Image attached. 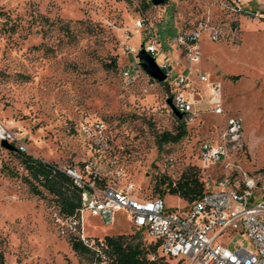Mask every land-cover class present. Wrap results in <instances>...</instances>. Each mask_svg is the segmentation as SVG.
I'll return each mask as SVG.
<instances>
[{"label": "rangeland", "instance_id": "374dc122", "mask_svg": "<svg viewBox=\"0 0 264 264\" xmlns=\"http://www.w3.org/2000/svg\"><path fill=\"white\" fill-rule=\"evenodd\" d=\"M263 4L264 0H0V120L18 131L26 153L60 167L88 163L102 183L140 198L160 194L167 208L183 207L186 200L157 181L165 175L176 179L193 164L204 187L216 185L225 166H205L197 153L202 140L216 138L214 122L223 118L199 114L185 122L186 133L179 140L158 147L159 132L174 130L177 123L165 104L168 81L160 82L146 71L129 81L122 68L136 60L142 66L136 52L151 40L169 57L172 77L183 66L173 59L180 49L170 39L181 30L213 25L220 30L219 38L211 40L207 30L202 32L201 60L194 67L220 79L227 112L242 117L241 146L230 152L227 162L264 172ZM139 19L142 28L136 25ZM232 74L239 77L233 80ZM96 118L107 125L102 143L77 127L81 120ZM15 151L0 144L5 264H91L89 254L76 253L58 229L51 194L28 190L21 178L26 169ZM115 216L113 223L105 224L85 213L84 231L96 236L124 233L149 242L145 232L130 224L126 208Z\"/></svg>", "mask_w": 264, "mask_h": 264}, {"label": "built area", "instance_id": "2783aa9c", "mask_svg": "<svg viewBox=\"0 0 264 264\" xmlns=\"http://www.w3.org/2000/svg\"><path fill=\"white\" fill-rule=\"evenodd\" d=\"M136 25L142 28L140 19ZM204 30L209 39L219 38L220 30L216 26L200 24L178 31L170 39L180 49L173 59L183 66L172 77L171 61L156 41L145 42L143 48L166 73L172 105L165 103L168 111L173 115V108L181 112L179 118L184 122L199 114L222 116V122H214L216 138L202 140L197 156L205 166L220 163L225 168L216 185L206 183L190 205L167 208L162 196L135 197L127 190L101 183L99 172L88 163L60 167L81 189L80 207L77 213L69 215L57 211L54 218L60 232L76 236L88 247L91 264L113 262L104 236L84 231V214L111 224L115 212L123 207L128 210L131 225L158 241L160 251L181 264H264V172H249L239 164L227 162L230 152L241 146L243 122L240 115L227 112L221 81L210 72L194 67L201 60L199 40ZM141 71L146 73L136 60L122 68V75L131 81ZM148 84L153 85V81ZM77 127L94 142L104 141L107 125L103 119L81 120ZM2 139L25 150L18 131L0 120ZM235 236L239 237L234 239Z\"/></svg>", "mask_w": 264, "mask_h": 264}, {"label": "trees", "instance_id": "16d2710c", "mask_svg": "<svg viewBox=\"0 0 264 264\" xmlns=\"http://www.w3.org/2000/svg\"><path fill=\"white\" fill-rule=\"evenodd\" d=\"M149 4L147 2L143 6L146 7ZM238 77L239 74L231 75L233 80ZM176 120L174 130L159 132L158 147L168 141H177L186 133L184 120L179 117H176ZM15 150L16 156L26 169V174L21 176L22 181L26 183L31 193L42 195L43 189L46 190L53 197L57 211L61 214L69 215L79 211L81 189L56 162L33 156L17 148ZM157 182L165 183L168 193L184 198L187 206L201 194L204 188L203 181L197 175V167L193 164L187 165L176 179L165 175ZM132 237L124 233L104 235L113 264H168L167 260H174L160 251L158 241L149 239L147 244H143L141 238L133 239ZM67 238L76 253L90 256L88 247L79 238L74 235H68ZM4 245L5 238L0 234V264H5ZM173 264L181 263L179 260H174Z\"/></svg>", "mask_w": 264, "mask_h": 264}, {"label": "water", "instance_id": "95a60500", "mask_svg": "<svg viewBox=\"0 0 264 264\" xmlns=\"http://www.w3.org/2000/svg\"><path fill=\"white\" fill-rule=\"evenodd\" d=\"M152 3L157 4V3H162L164 0H151ZM136 56L140 60L144 70L153 78H155L158 81L164 80L166 77V73L164 70L159 66L157 63L155 57L147 52L143 47L139 48L136 52ZM166 102L171 105V97L166 98ZM173 108V107H172ZM173 112L178 116L181 117L182 113L179 112L178 110L173 108ZM1 146L7 148V149H16V147L9 143L7 140L2 139L0 141Z\"/></svg>", "mask_w": 264, "mask_h": 264}, {"label": "crops", "instance_id": "0c3cea01", "mask_svg": "<svg viewBox=\"0 0 264 264\" xmlns=\"http://www.w3.org/2000/svg\"><path fill=\"white\" fill-rule=\"evenodd\" d=\"M176 55H178V53L176 54ZM211 74V73H210ZM211 76L214 78V79H218V80H220L219 78H215L214 76H213V74H211ZM222 83V82H221ZM242 118V117H241Z\"/></svg>", "mask_w": 264, "mask_h": 264}]
</instances>
